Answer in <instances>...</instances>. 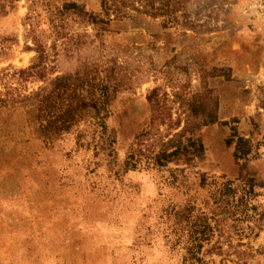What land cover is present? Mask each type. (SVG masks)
I'll use <instances>...</instances> for the list:
<instances>
[{"label":"rangeland","instance_id":"1","mask_svg":"<svg viewBox=\"0 0 264 264\" xmlns=\"http://www.w3.org/2000/svg\"><path fill=\"white\" fill-rule=\"evenodd\" d=\"M148 1L154 15L135 1L115 18L99 0H16L0 13V264H264L263 19L249 0ZM38 53L40 77L15 72ZM60 76L73 83L54 104L82 99V136L45 142L36 103ZM91 104L99 117L106 108L116 160L140 150L141 167L114 173L94 152ZM183 129L203 146L193 167L144 166ZM238 137L249 149L239 158ZM194 171L251 178L257 220L231 204L211 213ZM202 215L212 235L190 256Z\"/></svg>","mask_w":264,"mask_h":264},{"label":"trees","instance_id":"2","mask_svg":"<svg viewBox=\"0 0 264 264\" xmlns=\"http://www.w3.org/2000/svg\"><path fill=\"white\" fill-rule=\"evenodd\" d=\"M16 0H0V13H4L5 6H11ZM137 1L141 7V12H148L154 15L158 11V7H154L151 1L142 0H99L102 7L108 8L115 18H120L126 15L127 10H139V6H135ZM142 3V4H140ZM74 5L73 3H71ZM146 6L150 10H146ZM41 53L35 55L30 64L23 68L15 69V72L25 74V76H41V71L44 68ZM72 81L70 76H60L49 79L47 84L50 88L44 95H42L36 103V119L39 126L40 136L45 142H50L53 138L60 136L63 133L70 132L71 130L77 131L76 138L82 136L81 130L77 129L79 123V115L83 106L86 105L82 99L76 100L62 99L59 105L54 104V98L58 93L68 95L71 90ZM75 93L71 92V95ZM75 96V95H74ZM7 102L4 98L0 97V107H5ZM90 107L93 109L92 115L93 121H89L88 125L92 126L91 135L88 143L92 144V148L96 154H99L100 159L105 160V165L118 173L126 170H132L141 167L142 152L136 150L135 152L130 150L119 162L116 160L115 150L113 148L114 135L106 128L103 122V116L106 115V108L103 106L102 116H97L99 108L94 104ZM212 121V118L201 121L199 125H205ZM183 129L181 132H175L161 142V147L154 152L144 155L143 164L146 167L161 168L166 167L168 164L181 165V167H174L172 170L182 172L188 167L194 166V159L200 158L203 154V146L197 137L191 135L184 136ZM245 140L238 137L234 146L233 155L237 158L248 154V147H244ZM86 143V144H88ZM171 170V171H172ZM196 172V171H194ZM198 174V185L201 187H207L209 189L210 197L212 198V205L210 209L211 213L215 215L227 210L230 206L233 208L231 213H236L237 216L245 217L246 220L250 218L255 221L253 214L247 212L248 208H253L252 204L249 205V201L253 198L255 192L253 191V182L251 178H247L243 181L234 182L231 179H225L219 176V179L207 176L204 172H196ZM239 188V190H237ZM207 204V203H206ZM192 207V206H189ZM189 209V208H188ZM218 210L214 212L213 210ZM182 209L181 211H183ZM205 215V214H204ZM199 218L197 223H192L191 229L188 233V245L186 251L190 256H194L198 248L202 245L204 240H207L212 235L213 226L210 225L208 219L213 216H206ZM215 219L214 221H218Z\"/></svg>","mask_w":264,"mask_h":264},{"label":"built area","instance_id":"3","mask_svg":"<svg viewBox=\"0 0 264 264\" xmlns=\"http://www.w3.org/2000/svg\"><path fill=\"white\" fill-rule=\"evenodd\" d=\"M249 7L259 18L264 20V0H249Z\"/></svg>","mask_w":264,"mask_h":264},{"label":"crops","instance_id":"4","mask_svg":"<svg viewBox=\"0 0 264 264\" xmlns=\"http://www.w3.org/2000/svg\"><path fill=\"white\" fill-rule=\"evenodd\" d=\"M247 4L245 3V4H243V9L245 10V12H247V10H248V8H247V6H246ZM247 15H249V12L248 13H246ZM250 16V15H249ZM251 17V16H250ZM252 19H249V21H253V22H256V21H254L255 19H254V17L252 16L251 17ZM254 19V20H253ZM257 23V22H256ZM261 24V26H263L264 27V20H261V21H258V24ZM256 25V24H254L257 28H261V26H259V25ZM245 25H246V23H245ZM247 27V26H246Z\"/></svg>","mask_w":264,"mask_h":264}]
</instances>
